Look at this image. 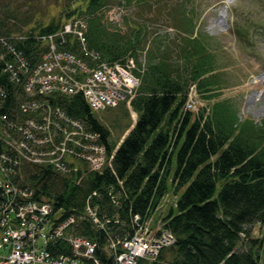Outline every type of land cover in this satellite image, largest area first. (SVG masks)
I'll return each mask as SVG.
<instances>
[{
  "label": "trees",
  "instance_id": "obj_1",
  "mask_svg": "<svg viewBox=\"0 0 264 264\" xmlns=\"http://www.w3.org/2000/svg\"><path fill=\"white\" fill-rule=\"evenodd\" d=\"M34 1L39 8L47 0H0V38L32 59L41 49L37 37L55 33L66 19L82 17L88 23L89 49L101 62L124 64L134 59L141 85L131 102L137 122L118 148L83 99L65 101L72 117L100 133L113 155L110 165L99 172L87 168L78 172L83 179L77 184L75 177L61 176L47 166L25 164L22 181L38 195L80 210L96 190L97 195L90 197L92 205L99 206L100 215L115 214L122 220L123 226L108 230L122 238L138 229L135 216L142 224L147 222L173 188L177 203L162 223L175 241L163 247L155 260L143 259L139 264H264V237L253 238L251 229L264 223V129L239 123L237 106L226 99L209 105L206 118V108L195 118L192 112L183 113L192 85L203 92L223 80L211 38L197 27L187 2L55 0L58 15L47 21ZM133 3L162 11L179 27L175 37L154 33L145 20L125 17L124 27L110 18L113 6ZM182 27L185 32L179 33ZM238 34L242 39L247 36L244 30ZM68 46L76 44L69 39ZM109 190L118 200L117 209ZM83 225L79 231L104 243L105 238L89 224Z\"/></svg>",
  "mask_w": 264,
  "mask_h": 264
},
{
  "label": "built area",
  "instance_id": "obj_2",
  "mask_svg": "<svg viewBox=\"0 0 264 264\" xmlns=\"http://www.w3.org/2000/svg\"><path fill=\"white\" fill-rule=\"evenodd\" d=\"M86 31L81 19L37 37L45 49L32 59L0 38V264H139L155 260L175 241L163 223L153 226L149 218L142 224L139 216L132 236L109 235L110 226L124 224L115 214L98 213L90 199L96 190L80 210L38 195L22 181L25 164L47 166L77 184L83 179L78 172L111 164L100 133L72 117L65 101L80 97L92 113L130 104L140 79L133 60L101 62L89 49ZM71 38L79 54L67 48ZM84 223L105 238L102 245L79 231Z\"/></svg>",
  "mask_w": 264,
  "mask_h": 264
},
{
  "label": "rangeland",
  "instance_id": "obj_3",
  "mask_svg": "<svg viewBox=\"0 0 264 264\" xmlns=\"http://www.w3.org/2000/svg\"><path fill=\"white\" fill-rule=\"evenodd\" d=\"M176 2L182 5L183 2H187L188 11L199 22L197 27L201 26L203 33L211 38V51L216 53L217 66L221 68L224 80L215 86H206L203 92L192 85L183 113L192 112L195 118L196 114L206 108L203 111L206 118L210 114L209 105L226 99L233 101L237 106L239 123L248 122L257 129H264V0L173 1L175 4ZM33 3L37 7L36 1ZM37 9L43 12L48 21L52 15H58L60 8L55 5V0H47L44 1L42 7H37ZM108 14L112 20L124 27H126L124 25L125 17L134 22L145 20L154 33H172L171 38L175 37L179 29L177 24L169 22L164 17L162 11L150 10L145 5L138 3L124 7L113 6L109 9ZM150 18H153L152 21H149ZM80 20V18H75L67 19L64 22L75 21L76 23ZM176 27L177 29H175ZM238 30L246 31L245 39L239 37ZM182 32H185L183 27L179 33ZM131 67H133L132 63ZM190 99L193 100L192 105L189 103ZM94 115L108 129L109 142L116 145L115 148L124 142L138 118L131 103H121L115 108L95 111ZM171 172H173V168ZM177 198L178 196L172 188L152 215L151 224L153 226L162 223L163 217L176 206ZM251 229L253 238L264 237V223L253 224Z\"/></svg>",
  "mask_w": 264,
  "mask_h": 264
}]
</instances>
